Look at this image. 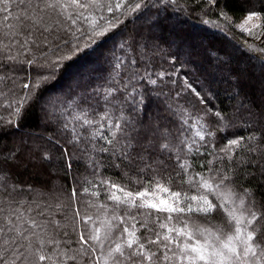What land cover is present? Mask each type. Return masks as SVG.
<instances>
[{"label": "snow or ice", "instance_id": "obj_1", "mask_svg": "<svg viewBox=\"0 0 264 264\" xmlns=\"http://www.w3.org/2000/svg\"><path fill=\"white\" fill-rule=\"evenodd\" d=\"M227 5L0 0V264H264V0L240 23ZM197 9L232 42L207 63L181 26ZM103 44L104 71L50 91Z\"/></svg>", "mask_w": 264, "mask_h": 264}, {"label": "trees", "instance_id": "obj_2", "mask_svg": "<svg viewBox=\"0 0 264 264\" xmlns=\"http://www.w3.org/2000/svg\"><path fill=\"white\" fill-rule=\"evenodd\" d=\"M242 0H228L227 10L230 14L234 16V19L236 22H238L240 19H242L244 15V9L241 7ZM198 9L196 11H192L190 16L188 18H184L181 15V20L183 21L182 27L185 29L184 35L189 39L191 45L196 49V55L193 56V59L197 61V63H207L211 57L207 51V49L211 48L213 51L221 48H227L228 44L230 43L232 45L231 40L229 37L225 36L222 32L218 31L217 29L213 28L211 25H206L202 23L201 17L198 15ZM211 18L213 20H216L217 17L215 13L211 14ZM132 27L131 22H129V28ZM232 36L234 40L238 41L243 36L236 31H234V28L231 29ZM162 39L168 38V31L165 29L161 34ZM204 42V43H203ZM107 47V44H103L100 46V48H97L95 51H89L87 54H81L80 56L74 58L71 61H68L66 63V66L64 67L63 71L59 73V75L51 82L49 85L50 91L60 94L63 91H66L70 85L74 83V81L83 74L85 78L88 76H94L99 74L100 72L104 71L105 69V63H104V57L101 55V51ZM227 50H229L227 48ZM223 54L222 52L220 53ZM169 65L167 63H164L162 65L163 70H168ZM157 70H161L158 68ZM249 83H251L249 81ZM224 85H220V93L219 98L217 100H206L205 103L208 104V106H212L215 104H218L222 108H226L227 101L225 97L223 96L222 89ZM189 99L192 100V102L196 105L197 109L203 110V105L199 104L198 101L194 97H192L189 94ZM3 102V98H0V103ZM183 102V101H182ZM102 110V109H101ZM195 115V112L193 113ZM0 116H3L5 119L8 118V112L6 109H0ZM35 116L31 117L29 121L27 122L26 126H31V124L34 122ZM237 134H242V132H238ZM11 133L9 136L4 137L5 139L10 138ZM225 141H221V143H224ZM74 174L77 176H83L88 175V173L85 171V169L81 166L78 171H75ZM106 176L112 177L114 180H120L121 179V172L117 170H113L110 172H105ZM21 180H27L28 183H31L35 186H39L42 181L37 177H31L28 175V173H23L20 176ZM23 196H27L29 200L32 199V194L28 193H21L17 198H21ZM78 196H80V199L82 201H87L88 199L95 198L90 196V193L88 194H81L78 192ZM104 197L101 196L100 200L103 201ZM86 206L80 205L81 212L83 213V209ZM25 209L28 207L27 204L23 206ZM90 209L89 211H91ZM95 214V209H93ZM70 238H75L70 234ZM62 246L66 247V245Z\"/></svg>", "mask_w": 264, "mask_h": 264}, {"label": "rangeland", "instance_id": "obj_3", "mask_svg": "<svg viewBox=\"0 0 264 264\" xmlns=\"http://www.w3.org/2000/svg\"><path fill=\"white\" fill-rule=\"evenodd\" d=\"M242 19H243V17H242ZM242 19H240L237 23H240ZM234 31H236L237 33H239V34H241L243 37H245V34L242 33L240 30L234 28ZM249 39H250V38H249ZM203 43H204V42H203ZM262 46H264V45H262ZM227 48L229 49V51H231V50H232V45L229 43L228 46H227ZM90 212H91V213H94L93 209H92Z\"/></svg>", "mask_w": 264, "mask_h": 264}]
</instances>
